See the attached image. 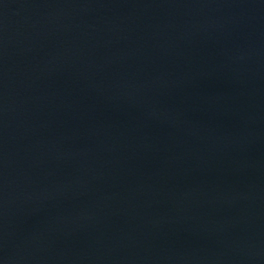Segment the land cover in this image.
<instances>
[{"label": "water", "instance_id": "1", "mask_svg": "<svg viewBox=\"0 0 264 264\" xmlns=\"http://www.w3.org/2000/svg\"><path fill=\"white\" fill-rule=\"evenodd\" d=\"M0 264H264V0H0Z\"/></svg>", "mask_w": 264, "mask_h": 264}]
</instances>
